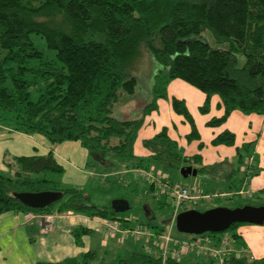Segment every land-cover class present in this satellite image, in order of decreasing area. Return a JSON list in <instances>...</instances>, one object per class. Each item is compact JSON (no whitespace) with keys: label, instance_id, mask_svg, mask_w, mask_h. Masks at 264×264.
Instances as JSON below:
<instances>
[{"label":"trees","instance_id":"1","mask_svg":"<svg viewBox=\"0 0 264 264\" xmlns=\"http://www.w3.org/2000/svg\"><path fill=\"white\" fill-rule=\"evenodd\" d=\"M204 29L225 47H211L201 36ZM32 35L43 40L48 54L34 43ZM144 50L156 65L149 100L137 117L119 119L112 112L114 103L134 97V67ZM238 56L242 57L240 64ZM174 78L204 93L198 107L201 113L207 110L209 96L217 95L222 113L207 120V125L223 123L233 110L264 116V0H0V125L40 134L52 145L78 141L89 161L110 165L113 170L124 164L125 171L131 170L147 182L150 194L152 182L138 170L154 166L169 179L167 171H178L181 162L199 163L198 154L182 155L164 126L141 141L146 156H135L132 151L143 115L155 108L157 98H167L166 84ZM168 101L172 111L189 125L186 140L198 139L184 101L176 97ZM112 139L115 142L110 144ZM210 143L231 146L234 135L223 129ZM197 146L201 148V142ZM248 152V143L235 147L234 173ZM7 166L8 170H0V213L70 211L117 219L122 227H133L110 206L92 204L81 188L62 187L59 179L46 177L48 172L58 177L63 170L51 151L15 156ZM203 169L195 168L196 173ZM40 190H58L61 196L46 206L31 208L13 195ZM234 195L237 193L224 198ZM151 196L160 206L168 199ZM255 197L260 202L251 205L264 204V190ZM243 204L250 203L237 201L231 207ZM241 224L245 223L234 222L220 233L229 232L228 237L240 245L236 228ZM137 226L153 232L163 228L146 223ZM89 232L84 226L71 229L76 242L80 234ZM205 234L213 240L217 237L213 232ZM131 239H141V249L121 252L112 264H159L157 246L148 253L141 237ZM204 258L184 263L167 258L164 264H213L211 258ZM35 264L104 263L94 250H86L78 256ZM224 264H264V256L231 254Z\"/></svg>","mask_w":264,"mask_h":264},{"label":"crops","instance_id":"2","mask_svg":"<svg viewBox=\"0 0 264 264\" xmlns=\"http://www.w3.org/2000/svg\"><path fill=\"white\" fill-rule=\"evenodd\" d=\"M165 90L167 98H157L155 108L143 115L142 124L132 145L133 154L146 156L148 151L141 146V141L151 137L164 126L167 135L181 148L183 156L199 155V163L191 160L188 163L193 168H204L199 173L195 172L197 178L194 181L220 183L221 186L210 190L237 189L242 192L237 193L239 196L252 197L258 194L259 190H264V116L255 113L242 114L233 110L223 123L207 125V120L222 113V109L217 106V95L209 96L207 110L201 113L198 107L204 100V93L197 88L174 78L167 82ZM170 97L184 101L198 139L186 140L189 125L172 111L168 101ZM223 129L233 133V145H212L210 140ZM199 142L202 144L201 148L197 146ZM243 143L249 144V152L234 173L232 170L237 167L234 160L235 147ZM48 151H51L55 162L63 169L59 178L60 185L64 184L65 187V182L68 181L83 182L85 177L93 174L89 168L91 166L87 151L78 141L68 140L52 145L40 134L22 133L0 125V170H8L7 164H11L15 156L43 155ZM123 165H120V169L126 172ZM99 169L103 175L113 170L106 164H99ZM127 172L134 173L131 170ZM44 216L46 214L12 210L0 213V264H35L37 261H56L75 256L77 252L82 253L76 246L80 240L74 241L71 234V229L77 226H84L90 232L97 231L101 234L98 243L103 248L109 246L132 250L129 244L125 243L131 242V238L119 241L116 237L108 235L103 221L98 217H88L70 211L51 213L48 214L50 224L45 225ZM236 232L244 245L246 255L252 258L264 256V225L244 224L237 227ZM110 241L114 242V245L109 244Z\"/></svg>","mask_w":264,"mask_h":264},{"label":"rangeland","instance_id":"3","mask_svg":"<svg viewBox=\"0 0 264 264\" xmlns=\"http://www.w3.org/2000/svg\"><path fill=\"white\" fill-rule=\"evenodd\" d=\"M201 36L211 47L214 48L225 47L224 42L221 43L215 42L212 39L207 29L201 31ZM31 38L34 41V43L39 46L40 49H43L44 52L47 54L49 53V50L45 48L42 39L38 38L35 35H32ZM241 61H242V57L238 56V63L240 64ZM135 65L136 66L134 67V74L137 78V88L134 97L129 99L128 101H124V102L118 101L114 103L113 106V111H112L113 115L119 119H129V118L137 117L140 113V108L142 107V105L149 100V96H150L149 87L151 83V75L156 67L155 62L153 61L149 53L146 50H144L141 54V58L137 61ZM34 96L35 94L32 92V98H34ZM114 142L115 139L110 140V144H113ZM188 163L189 162H181L180 167L189 165ZM89 164L91 166L89 168L92 169L91 171L93 172L92 175H88L87 177H85L83 182H77V183L72 181L65 182L66 183L65 187H76L81 189L83 187L82 190L89 195V201L97 206H110V203L113 200L116 199L124 200L127 204V208L122 212H118V214L120 215V217L124 216L127 219H129L128 223H130L131 226H137L141 223H146L152 228L154 227L157 228V227H162L165 224L167 217L171 211V202L168 199H166L164 205L160 206L151 196L148 190L147 183L138 176L131 174L129 172L126 173L119 168L113 170L111 173L107 175H103L100 172L99 164L94 163L93 161H89ZM152 169L153 171H159L157 167L154 168V166H152ZM10 172H12V170ZM167 175L171 181L179 182L188 188L193 187L195 191H200V190L206 191L213 189L216 186L222 185L220 183L212 184V182L208 183L204 181L197 182L194 181L197 178L196 175L190 174L185 177H182L180 176L178 171L172 169L167 171ZM46 177L52 179L60 178V176L57 177L55 174H52L50 172L46 173ZM61 186L64 187V184ZM223 198L224 197L217 198L212 201L200 200L194 203H186L183 205V208H179L178 212H181L185 209L204 210L214 206L231 207L237 201H240L242 203H250V204H256L260 202V200L256 199L255 196L248 197L242 195L241 196L234 195V197H232L231 199L228 198L223 199ZM245 224H249V223H245ZM220 232H213L217 234V237L214 240H217L218 236L221 234H226L228 236L227 233H229V232L227 233L224 232L220 233ZM205 233L206 232L202 234ZM100 236L101 234L97 233V231L94 233L89 232V233L80 234L79 235L80 242L76 246L77 248L80 249L79 251L81 252H84L85 250L93 249L96 253L97 258H103L104 264H112L116 255L120 254L121 252L123 253L127 252V250H123L117 247H113V248H110L109 246H107L106 248L101 247L98 243V241L101 238ZM171 236L179 239H184L186 238L187 234L177 232L176 229L172 227ZM141 242L142 240L138 239V240H132L131 242L126 241L125 243L129 244L132 250H136V249H141ZM109 244L114 245V242L110 241ZM236 245L239 246V244ZM240 247H242L243 251L241 250L239 251V253L236 254H243V253L245 254L244 245L240 244ZM79 254L80 253L77 252L74 255L78 256ZM201 259H205V258H202V255L195 254L194 251L192 250H189L188 252H185L178 256V261L181 263L199 261Z\"/></svg>","mask_w":264,"mask_h":264},{"label":"built area","instance_id":"4","mask_svg":"<svg viewBox=\"0 0 264 264\" xmlns=\"http://www.w3.org/2000/svg\"><path fill=\"white\" fill-rule=\"evenodd\" d=\"M250 158H248V161ZM138 174L152 182L151 194L154 197H166L170 199L171 211L168 218L159 231L153 232L146 226L122 227L117 219L100 218L108 235L122 241L125 238H139L144 240L146 252H152V246H157L159 264H164L167 258L178 260V256L189 250L197 255L206 256L212 259L213 264H224L225 259L231 255L243 251L240 245H236L226 234L218 236L213 240L206 234H187L186 238L179 239L171 236V229L174 227L175 216L179 208L186 203L196 201H212L217 198L228 197L232 194H241V191L211 190L195 191L193 187L170 181L159 171H153L152 167L138 170ZM43 223L50 224V217L44 216ZM148 240L150 243H148Z\"/></svg>","mask_w":264,"mask_h":264},{"label":"water","instance_id":"5","mask_svg":"<svg viewBox=\"0 0 264 264\" xmlns=\"http://www.w3.org/2000/svg\"><path fill=\"white\" fill-rule=\"evenodd\" d=\"M195 168L190 165L178 169L180 176L194 175ZM22 204L31 208H41L59 199L58 190L19 191L13 193ZM110 207L115 212H122L127 204L122 199L111 201ZM234 222L261 225L264 223V204L226 207L214 206L204 210L185 209L175 216L174 228L177 232L186 234H201L204 232H220Z\"/></svg>","mask_w":264,"mask_h":264}]
</instances>
